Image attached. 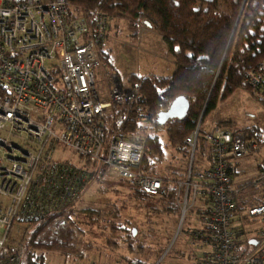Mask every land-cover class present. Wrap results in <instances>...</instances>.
Returning <instances> with one entry per match:
<instances>
[{
    "label": "built area",
    "instance_id": "obj_1",
    "mask_svg": "<svg viewBox=\"0 0 264 264\" xmlns=\"http://www.w3.org/2000/svg\"><path fill=\"white\" fill-rule=\"evenodd\" d=\"M108 29L106 14L78 15L68 0H0V264L23 263L22 247L12 242L20 229L13 228L76 202L95 174L90 167L160 194L162 179L140 169L144 139L125 131L136 89L115 74H97V45ZM232 95L223 112L194 118L184 139L187 168L176 197L180 227L191 231L182 237L180 228L169 247L181 237L183 264H264V186L248 203V187L234 186L232 177L233 162L261 152L248 132L257 128L264 137L256 116L264 114V63L246 71ZM135 121L144 125L146 114ZM261 182L264 161L251 186Z\"/></svg>",
    "mask_w": 264,
    "mask_h": 264
},
{
    "label": "trees",
    "instance_id": "obj_2",
    "mask_svg": "<svg viewBox=\"0 0 264 264\" xmlns=\"http://www.w3.org/2000/svg\"><path fill=\"white\" fill-rule=\"evenodd\" d=\"M68 1L78 15L88 16L99 12L106 14L109 21L111 18H120L134 28L148 23L149 27L162 38L174 61L175 70L169 76H134L129 80L137 91V98L131 106L132 115L125 124V131L132 135H140L144 139L140 169L146 174L155 176L156 164L163 158L164 147L157 133L164 132L166 144L175 153L187 157L188 150L184 139L194 128V118L202 112L208 115L214 111L221 101L227 99L241 85L246 71L262 69L264 0ZM104 44L105 40L97 45V49L102 48ZM180 97L188 102L185 118L159 125L156 121L157 115L166 111L170 104ZM142 111L147 117L145 124L151 125L154 133L148 134V128L143 127L145 124L140 125L135 121V116ZM248 133L249 138L264 143L262 133L256 128H250ZM99 177L96 180L101 181ZM125 184L132 191L131 198L136 203L141 204L153 197L152 199L158 200L161 204L162 211L175 213L173 189H169L167 184H164L162 194L156 196L146 195L139 189L129 186L127 182ZM73 204L41 222L26 224L28 229L33 227L29 243H32L37 235L45 232L57 218L69 219L70 215L75 213ZM78 213L89 220L96 216L90 209L80 210ZM73 224L74 222H71V225ZM106 230L111 235L128 232L124 240L127 242L131 241L133 235L128 228L112 224H108ZM121 234L118 235L120 238ZM72 235V231H68L64 238L58 239L49 234L34 247L47 251L64 250L67 249ZM107 243L116 246V243L111 241ZM158 244L160 247L154 258H157V255L160 257L164 252V243ZM128 247L130 248L131 244ZM119 258L124 264L153 263L133 255L129 258L126 255H119ZM26 260L27 264H41L33 259L32 254Z\"/></svg>",
    "mask_w": 264,
    "mask_h": 264
},
{
    "label": "rangeland",
    "instance_id": "obj_3",
    "mask_svg": "<svg viewBox=\"0 0 264 264\" xmlns=\"http://www.w3.org/2000/svg\"><path fill=\"white\" fill-rule=\"evenodd\" d=\"M161 40L162 38L145 24H141L139 28H134L120 18H111L105 44L102 48L97 49V74L99 78L103 79L107 73H112L117 76L122 85L134 88L129 83L131 77L171 75L174 61ZM236 53L237 51H235ZM157 65L158 73L154 72ZM232 96L231 94L227 99L221 101L217 109L223 112ZM211 115L209 113V118L203 117L202 121L213 118L214 116ZM263 115L261 113L256 114L261 124H264ZM143 127L148 128V134L154 133L151 125L145 124ZM158 134L162 140L164 154L161 161L156 164L157 173L154 175L162 179V188L164 184H167L169 189H173L175 213L162 211L161 204L158 200L152 199L153 197L144 200L141 204L136 203L131 198L132 191L125 184V180L102 166L90 167L94 169L95 174L83 189L80 197L74 202L75 213L71 214L69 219L57 218L45 232L37 235L32 243H29V239L33 227L28 229L26 228L27 225L19 224L15 227L16 229L13 228V230L20 229L18 232L15 231L16 234L12 236V242H14L13 246L22 247V253H24L22 264H27L26 258L30 254L33 255V259L41 264H89L93 258L97 260V264H113L114 260L120 259L119 255H126L128 258L131 255L138 256L155 264L166 251L168 253L160 264L185 263L186 256H183L181 252L188 249L181 243V237L176 239L172 248L169 249V247L180 228L182 237H185L183 234L191 229L187 227V223L180 227V208L176 197L177 184L186 173L187 157L175 153L166 144L164 132ZM63 151L62 156L64 158L73 160L68 150ZM263 161L264 143H261L259 154L236 160L232 164L233 184L234 186L248 187L244 193V196H251V202L248 203H252L255 196H260L263 190L264 182L249 188L257 179L259 166ZM98 176H100L101 181L96 180ZM161 190L163 191V189ZM88 209L93 210L96 214L90 220L78 213L80 210ZM195 213L197 212L192 213L191 216L196 217ZM71 222L74 224L71 225ZM108 224L128 228L131 233L134 231L131 241H124L128 232H118L116 235L109 234V231L106 230ZM256 227L261 228V225L256 224ZM68 231H72L73 235L67 244V249L47 251L34 247L39 241L45 240L49 234L52 235L51 237L61 239L65 237ZM119 234L122 238L118 236ZM248 235L252 236L253 233L248 232ZM110 241L116 243V246L108 245L107 242ZM158 242L164 243V252L160 257L157 255L155 259L154 256L160 247ZM129 244H131L130 248L128 247Z\"/></svg>",
    "mask_w": 264,
    "mask_h": 264
},
{
    "label": "water",
    "instance_id": "obj_4",
    "mask_svg": "<svg viewBox=\"0 0 264 264\" xmlns=\"http://www.w3.org/2000/svg\"><path fill=\"white\" fill-rule=\"evenodd\" d=\"M145 25L149 27L148 23H145ZM187 111L188 102L185 98L180 97L175 99L166 111L159 113L156 121L159 125H165L170 120H181L185 118ZM132 234L134 235V231H132ZM251 244H255V242L251 241Z\"/></svg>",
    "mask_w": 264,
    "mask_h": 264
},
{
    "label": "crops",
    "instance_id": "obj_5",
    "mask_svg": "<svg viewBox=\"0 0 264 264\" xmlns=\"http://www.w3.org/2000/svg\"><path fill=\"white\" fill-rule=\"evenodd\" d=\"M162 41V40H161ZM174 63V62H173ZM172 63V71H171V73L170 74H172L173 72H174V64ZM154 72H157L158 73V65L156 66V68H155V71ZM156 73V74H157Z\"/></svg>",
    "mask_w": 264,
    "mask_h": 264
}]
</instances>
